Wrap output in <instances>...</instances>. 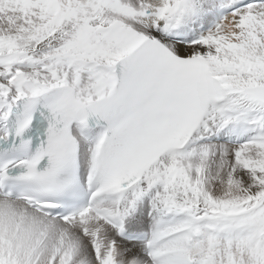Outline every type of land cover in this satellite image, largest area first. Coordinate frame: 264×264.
Masks as SVG:
<instances>
[{"label":"snow or ice","instance_id":"1","mask_svg":"<svg viewBox=\"0 0 264 264\" xmlns=\"http://www.w3.org/2000/svg\"><path fill=\"white\" fill-rule=\"evenodd\" d=\"M0 264H264V0H0Z\"/></svg>","mask_w":264,"mask_h":264}]
</instances>
